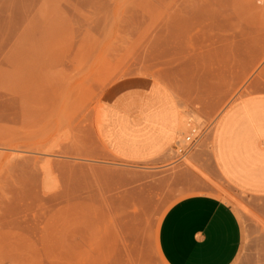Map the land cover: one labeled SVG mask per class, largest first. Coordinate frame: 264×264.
<instances>
[{"label":"rangeland","instance_id":"obj_1","mask_svg":"<svg viewBox=\"0 0 264 264\" xmlns=\"http://www.w3.org/2000/svg\"><path fill=\"white\" fill-rule=\"evenodd\" d=\"M218 2L0 0V264H167L161 219L191 193L173 176L190 167L209 180L191 154L207 149L213 119L189 110L187 83L249 61V43L223 40L233 30L219 28ZM257 44L244 82L264 83ZM132 75L167 82L181 103L178 136L148 163L113 159L95 134L104 91ZM189 121L200 138L179 153ZM215 187L264 257V201Z\"/></svg>","mask_w":264,"mask_h":264},{"label":"crops","instance_id":"obj_2","mask_svg":"<svg viewBox=\"0 0 264 264\" xmlns=\"http://www.w3.org/2000/svg\"><path fill=\"white\" fill-rule=\"evenodd\" d=\"M218 22L224 31L233 30L223 34L224 41L249 43V61L245 69L224 66L187 83L192 94L184 103L198 106L189 110L213 119L207 149L191 154L209 180L190 167L173 176L174 184L181 182L191 193L176 200L161 219L157 245L167 264H264V257L244 246L241 219L215 187L223 184L251 201H264V83L244 82L258 56L257 43H264V0H219ZM228 53L235 59V45ZM181 115L173 86L132 75L104 91L95 134L113 159L148 163L172 146Z\"/></svg>","mask_w":264,"mask_h":264},{"label":"built area","instance_id":"obj_3","mask_svg":"<svg viewBox=\"0 0 264 264\" xmlns=\"http://www.w3.org/2000/svg\"><path fill=\"white\" fill-rule=\"evenodd\" d=\"M188 124H189V129L183 138V142L184 144H186L185 147L184 148L181 147L180 143H176L174 146L175 150L178 151L179 153H184L188 149L192 148L200 138L201 131H199V128L196 125H193L191 121H189Z\"/></svg>","mask_w":264,"mask_h":264},{"label":"bare ground","instance_id":"obj_4","mask_svg":"<svg viewBox=\"0 0 264 264\" xmlns=\"http://www.w3.org/2000/svg\"><path fill=\"white\" fill-rule=\"evenodd\" d=\"M112 177V176H111ZM120 182V181H119Z\"/></svg>","mask_w":264,"mask_h":264}]
</instances>
